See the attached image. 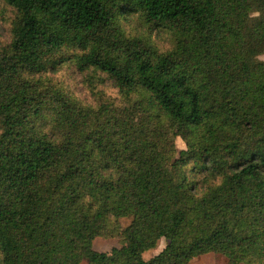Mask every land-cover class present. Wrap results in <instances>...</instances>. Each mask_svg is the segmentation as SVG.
Instances as JSON below:
<instances>
[{"label":"trees","instance_id":"obj_1","mask_svg":"<svg viewBox=\"0 0 264 264\" xmlns=\"http://www.w3.org/2000/svg\"><path fill=\"white\" fill-rule=\"evenodd\" d=\"M0 1V264H264V0ZM64 66L123 103L43 85Z\"/></svg>","mask_w":264,"mask_h":264},{"label":"rangeland","instance_id":"obj_2","mask_svg":"<svg viewBox=\"0 0 264 264\" xmlns=\"http://www.w3.org/2000/svg\"><path fill=\"white\" fill-rule=\"evenodd\" d=\"M14 19V11L5 6L3 2L0 1V52L7 49L11 36H12V21ZM125 29H127L128 34L137 33L148 34L144 31L145 27L135 32L136 24L130 23L125 24ZM142 32V33H141ZM157 33L156 31L148 34L149 39L152 43L158 47L160 51L167 49L170 45V36L166 33ZM127 34V35H128ZM264 62V55L259 58ZM89 74V73H88ZM46 81L43 85H47L49 81L54 85L58 84L62 88H66L69 93H71L76 99L81 100L85 105L91 108H97L102 102H110L109 104H121L123 103L121 98L117 95L116 90L112 87V83L107 81L105 76L102 74H97L91 82H89L84 74L78 73L74 68L64 66L60 68L55 73L47 74ZM175 147L177 152L180 150H185L186 147L183 141L179 138L175 139ZM177 157V156H176ZM130 218H121L120 224L122 228H126L130 224ZM166 242L164 239H160L155 248L146 251L142 254V258L145 261H149L154 256L159 254L165 247ZM121 245L116 239H106L102 237H97L92 242V249L99 253H110L112 249L120 248ZM227 259L216 253H208L205 255H200L193 258L189 264H227ZM80 264H88L86 261L80 262Z\"/></svg>","mask_w":264,"mask_h":264}]
</instances>
